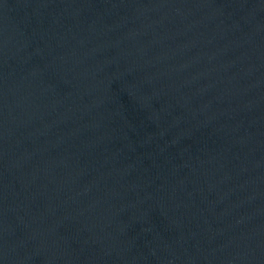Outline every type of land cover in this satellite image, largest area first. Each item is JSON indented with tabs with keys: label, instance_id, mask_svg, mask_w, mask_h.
Returning a JSON list of instances; mask_svg holds the SVG:
<instances>
[{
	"label": "water",
	"instance_id": "95a60500",
	"mask_svg": "<svg viewBox=\"0 0 264 264\" xmlns=\"http://www.w3.org/2000/svg\"><path fill=\"white\" fill-rule=\"evenodd\" d=\"M0 264H264V0H0Z\"/></svg>",
	"mask_w": 264,
	"mask_h": 264
}]
</instances>
